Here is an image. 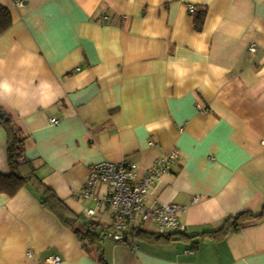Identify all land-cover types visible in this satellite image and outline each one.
Wrapping results in <instances>:
<instances>
[{
	"label": "crops",
	"instance_id": "0c3cea01",
	"mask_svg": "<svg viewBox=\"0 0 264 264\" xmlns=\"http://www.w3.org/2000/svg\"><path fill=\"white\" fill-rule=\"evenodd\" d=\"M0 3L13 19L0 32V107L25 128L38 176L0 193V264H264V215L199 235L264 205V0ZM190 4L208 10L201 31ZM172 152L146 200L184 207V240L82 243L44 202L46 184L70 214L89 217L96 201L77 192L93 165L128 160L143 176ZM10 173L0 125V175ZM98 211L111 225L110 210Z\"/></svg>",
	"mask_w": 264,
	"mask_h": 264
},
{
	"label": "built area",
	"instance_id": "2783aa9c",
	"mask_svg": "<svg viewBox=\"0 0 264 264\" xmlns=\"http://www.w3.org/2000/svg\"><path fill=\"white\" fill-rule=\"evenodd\" d=\"M25 5L26 0H15ZM191 13L195 5L190 4ZM52 123H59L53 118ZM178 159L177 152L158 159L146 172L139 176V166L128 160H104L93 165L85 186L77 192L79 197L92 198L96 207L89 209L87 215L92 217L101 207H107L113 223L106 235L116 242H132L134 249L136 234L148 224L155 228L154 233L166 236L173 232H186L187 226L179 218V211L185 210L178 204L147 203L150 187L156 183L160 175L170 171ZM52 263L62 261L60 256L48 258Z\"/></svg>",
	"mask_w": 264,
	"mask_h": 264
},
{
	"label": "trees",
	"instance_id": "16d2710c",
	"mask_svg": "<svg viewBox=\"0 0 264 264\" xmlns=\"http://www.w3.org/2000/svg\"><path fill=\"white\" fill-rule=\"evenodd\" d=\"M207 8L195 6V28L198 31H201L206 15ZM13 23L12 14L8 7L0 3V32H4L11 27ZM5 111V110H3ZM6 115L9 116L7 120L0 117V125L3 126L8 133V157L9 164L11 168L10 174H1L0 175V193H5L11 197L15 196L22 188H24L27 183L32 180L34 177H38L36 174V165L34 162L29 160L26 156V140L28 135L25 132V128L21 125L16 117L5 111ZM29 168V174H23L22 169ZM44 187V202L49 204L50 207L54 208L56 211L61 212L63 220L71 225L77 234L78 238L82 243H94L102 240L104 238V233L111 227L104 223L98 221L86 220L84 221V216L77 217L70 214L65 203L58 197L57 193L53 188L49 187L46 184H43ZM264 215V205L262 210L259 213H252L249 211H244L236 215L229 216L224 225L217 230H205L199 235L201 236H226L234 230L248 224V222L242 221L244 216L249 218L258 219ZM137 237L140 236H151L156 240H165V241H175V240H184L190 237L186 232H173L166 236H161L156 233H149L145 230H140L136 234ZM100 260L105 261L104 252L101 251Z\"/></svg>",
	"mask_w": 264,
	"mask_h": 264
},
{
	"label": "rangeland",
	"instance_id": "374dc122",
	"mask_svg": "<svg viewBox=\"0 0 264 264\" xmlns=\"http://www.w3.org/2000/svg\"><path fill=\"white\" fill-rule=\"evenodd\" d=\"M105 209H102L101 211L103 212ZM99 212V211H98ZM105 212H106V210H105ZM108 212V211H107ZM93 217L94 216H92V217H85V219H84V221H86V220H93V221H97V220H94L93 219ZM111 219V220H110ZM104 220H110L112 223H113V221H112V218H110L109 217V215L107 216H104ZM103 220V221H104ZM147 226H152V225H150V224H148ZM155 231V230H154ZM112 238H110V237H108L105 233H104V241H106V240H111ZM103 243V242H102Z\"/></svg>",
	"mask_w": 264,
	"mask_h": 264
},
{
	"label": "water",
	"instance_id": "95a60500",
	"mask_svg": "<svg viewBox=\"0 0 264 264\" xmlns=\"http://www.w3.org/2000/svg\"><path fill=\"white\" fill-rule=\"evenodd\" d=\"M0 117H2L5 120H7L9 118V116L6 115V112L3 111L1 107H0Z\"/></svg>",
	"mask_w": 264,
	"mask_h": 264
}]
</instances>
